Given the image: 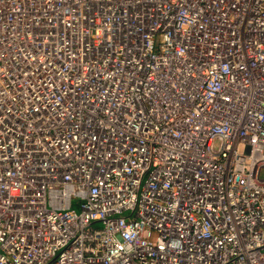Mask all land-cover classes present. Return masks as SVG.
<instances>
[{
    "label": "built area",
    "instance_id": "1",
    "mask_svg": "<svg viewBox=\"0 0 264 264\" xmlns=\"http://www.w3.org/2000/svg\"><path fill=\"white\" fill-rule=\"evenodd\" d=\"M159 1L160 10L146 0H0L1 74L12 61L17 71L7 78L14 97L0 91V128L10 108L26 110L12 130L21 141L0 143V159L21 151L29 116L32 132L45 131L41 142L54 145L23 157L25 200H12L9 229L0 217V264H264V0ZM23 4L39 23L11 36ZM75 10L91 15L83 32L93 43L71 67L64 53L49 59L40 49L52 30L66 31ZM105 10L97 50L101 36L91 33H101ZM98 58L118 70L117 108L100 98L106 80L91 76ZM84 77L92 90L79 89ZM224 106L233 112L222 123ZM176 160L182 170L173 169ZM40 190L50 212L32 208ZM7 192L17 190L1 180L0 201ZM186 194L198 209L177 206Z\"/></svg>",
    "mask_w": 264,
    "mask_h": 264
},
{
    "label": "bare ground",
    "instance_id": "2",
    "mask_svg": "<svg viewBox=\"0 0 264 264\" xmlns=\"http://www.w3.org/2000/svg\"><path fill=\"white\" fill-rule=\"evenodd\" d=\"M170 1V0H165ZM110 2V1H109ZM146 3L149 4H154L157 3L155 5L157 10H160V8L158 7V3L160 4L159 0H146ZM249 3H255V0H250ZM248 5V4H247ZM246 5V6H247ZM245 6V8H246ZM28 8V5L23 4L22 5V10L20 11V13L15 16L12 17V25L18 27L19 32L16 35H11V36H20L23 35L25 33V31H27L28 34L31 33L32 29L38 25L39 21H30L29 19H27L26 15L24 13H22L25 9ZM247 9V8H246ZM98 13V12H97ZM109 11L105 10L103 11L102 14L98 13L99 16V22L101 24V33L98 32V30L91 34H99V36H101L100 39H96L94 40V43L96 44V49L100 46H105L103 44V39L105 37V30L107 28V26L109 25L108 22H106L105 18L106 16H108ZM66 20L67 23L69 24V26H67L66 31L61 33L59 31V29L55 28L54 30H52V32L50 34H48L47 36L44 37L43 39V45L45 50H41L40 49V54L44 53V57L46 58H54V57H58L61 56L63 53L65 54L66 57V63L67 64H71V63H78L80 59V56L82 52L88 53L87 51V47L88 45L86 44V42L88 41L91 45L93 43L92 37L90 36V34H88V38L86 37V35L83 32V28L85 26H87L90 21L92 20L91 15L89 17L86 16V18H84L83 14L81 12L78 11H71L70 13H68V15L66 16ZM122 20H124L125 22L129 21V18L127 17H123ZM27 27V29H26ZM183 35L185 36L186 34L183 33ZM10 36V37H11ZM103 38V39H102ZM50 40H56V42H51ZM10 44L15 45V43L11 40L9 41ZM30 42H34V40H30ZM77 46V47H76ZM98 50V49H97ZM101 54L100 52L97 53L96 55ZM171 54H166L165 56L169 57ZM87 56V55H86ZM165 56H160V57H165ZM76 57H78L76 61ZM85 60V59H84ZM30 65V64H28ZM28 65L24 66L27 67ZM8 66L10 67V71L6 74V75H2L1 73H5V71L3 70V67H0V91L5 92L11 99L14 97L13 94L11 93L10 87H9V81L7 80L8 77L12 76L13 74H15L13 72V68H14V62H10L8 63ZM71 66V65H70ZM23 67V68H24ZM73 67V66H71ZM89 67V66H88ZM22 69V68H21ZM90 69H91V76L92 78L99 83V81L101 79H105L106 83L101 87V92H100V98L102 99V102L105 103V106L108 108H117V106L115 105V100L118 97V104H124V100H123V96H122V91L121 89H119V80H118V70H112L111 72H108V68L107 65L105 63H102L100 61V59H96L94 61L91 62L90 64ZM20 70V69H19ZM58 71H61L60 69ZM66 78H68L70 81H73L75 76L73 74V72L67 71ZM85 78V77H84ZM111 78L110 81H108L107 79ZM78 81H82V78L77 77ZM86 80V84L84 87H79L80 90H83L84 88L86 89L85 91H89L92 89L87 88L89 86V83ZM200 82V81H199ZM201 83V82H200ZM93 86V84H91ZM57 83L55 81L52 82V85L50 86V93H54L53 91L55 89H57ZM74 88V87H73ZM34 91V90H33ZM35 92V91H34ZM73 92V91H72ZM50 93L48 96H50ZM74 93V92H73ZM38 96H41L44 99V96L46 95L45 92H39L36 93ZM48 94V93H47ZM74 94H83L82 92L79 93H74ZM108 94L112 95V99H110L108 97ZM90 96V94H88ZM191 97V96H190ZM51 98V97H50ZM54 98L52 99L53 102ZM87 102H91L90 99L85 100ZM37 100L34 99V103L37 104ZM41 103L43 101H40ZM48 102L46 99L44 101V104H39L38 107H42L44 109L43 113H45V111L48 109L45 106V103ZM44 106V107H43ZM53 106H51V109H53ZM83 107V105H82ZM81 107V108H82ZM54 110V109H53ZM74 114L72 115L73 119L76 115V112L79 110V108H74ZM168 110V109H167ZM26 110L24 109H16V108H10L9 111L6 112V121L3 122L2 127L0 128V143H2L4 140L8 139V140H12V130L13 129H18V127H20L21 123H23V121L21 120V116H23L22 112H24ZM42 112V111H40ZM233 109L231 107H223L222 110L220 111V122L224 123L223 119H227L229 116L232 115ZM3 116V111L0 110V118ZM204 119L207 122H212L213 119L215 118V115L212 113H208L206 112L204 115ZM247 116V112L244 116V118H246ZM37 119H39L37 117ZM72 119V120H73ZM114 119V118H113ZM34 121L33 116H29L25 121H24V125H25V129L28 132L27 135H29V137L25 140L24 143L21 142V144H19L21 146V151L19 153L16 154V158L14 156H10L9 157V162H7V160H2L0 159V181H4L7 180L8 181V185L13 184V186L16 188L17 193L15 195H12L10 192H7L4 194V196L2 197V200L0 201V217L4 219V228L5 229H9V224H8V216L10 215V213L13 211L14 204H12V200L16 198V200H25V186H24V177H23V172L27 167L28 164V157L26 159H24L23 157L26 155H35L40 151V148H45L46 150H50V148H52L54 145L49 146L47 143H42V137H44V133L45 131H36V132H32V130L30 129L29 124ZM228 123V122H225ZM229 126V132L230 130L233 128L231 123H228ZM224 139L228 142L226 136H223ZM21 138H16L12 141H15V143H19L21 141ZM39 138V140H38ZM52 139V138H51ZM50 140V139H49ZM48 140V141H49ZM240 139H237L236 142H231V145L234 143H237ZM250 139H246L243 138V142L246 143L247 141H249ZM11 141V142H12ZM33 141H35V143H32ZM37 141H40V143H37ZM60 146V145H58ZM63 147H66L65 145ZM0 150L3 152L4 149L2 147H0ZM18 150V147H17ZM24 150V151H22ZM195 153H198V151H195ZM17 156L22 157L21 159H18L17 164L16 160H17ZM14 161V168L11 169L8 167V164H11V161ZM182 162H179V160H176V162L173 164V169L174 170H180L181 167L183 169L182 166ZM194 166L196 165L195 163L193 164ZM33 169H37L36 167H33ZM38 169H46V172L48 171V168H46L45 166L43 167H38ZM181 169V170H182ZM180 171V175H181ZM51 185L52 188L50 191H53L56 189V186L54 185V181H48ZM181 185V183H180ZM42 186V184H40V187ZM3 195V193L1 194V196ZM0 196V197H1ZM192 194H186V197H182L181 199L178 200L177 202V206L178 203L180 201H182L185 205L183 206H179L181 209L184 210H195L198 209V205L196 204V199L195 198H191ZM40 203L35 202L32 206L33 209H41L44 212H50V210H47L45 208V204H44V193L42 190H40ZM213 202V200H208L207 203ZM61 205H64L63 203H58V204H54L52 205V208H54L53 210H55L56 208L60 207ZM31 208V210L33 211L31 217L35 220L34 217V210ZM35 226H37L36 222H35ZM21 229V228H20Z\"/></svg>",
    "mask_w": 264,
    "mask_h": 264
},
{
    "label": "rangeland",
    "instance_id": "3",
    "mask_svg": "<svg viewBox=\"0 0 264 264\" xmlns=\"http://www.w3.org/2000/svg\"><path fill=\"white\" fill-rule=\"evenodd\" d=\"M74 206H75V205H74ZM74 208L78 211V207L75 206Z\"/></svg>",
    "mask_w": 264,
    "mask_h": 264
}]
</instances>
